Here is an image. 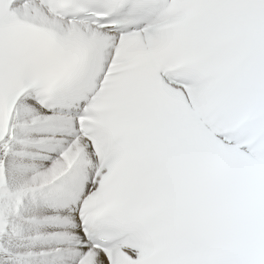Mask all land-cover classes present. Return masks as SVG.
Here are the masks:
<instances>
[{
    "label": "snow or ice",
    "instance_id": "obj_1",
    "mask_svg": "<svg viewBox=\"0 0 264 264\" xmlns=\"http://www.w3.org/2000/svg\"><path fill=\"white\" fill-rule=\"evenodd\" d=\"M0 264H264V0H0Z\"/></svg>",
    "mask_w": 264,
    "mask_h": 264
}]
</instances>
